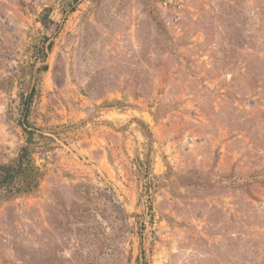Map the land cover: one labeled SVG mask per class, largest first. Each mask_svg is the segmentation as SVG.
<instances>
[{
  "label": "rangeland",
  "instance_id": "1",
  "mask_svg": "<svg viewBox=\"0 0 264 264\" xmlns=\"http://www.w3.org/2000/svg\"><path fill=\"white\" fill-rule=\"evenodd\" d=\"M0 264H264V0H0Z\"/></svg>",
  "mask_w": 264,
  "mask_h": 264
},
{
  "label": "trees",
  "instance_id": "2",
  "mask_svg": "<svg viewBox=\"0 0 264 264\" xmlns=\"http://www.w3.org/2000/svg\"><path fill=\"white\" fill-rule=\"evenodd\" d=\"M29 134L31 135V134H32V132H29ZM29 140H30V138H29Z\"/></svg>",
  "mask_w": 264,
  "mask_h": 264
}]
</instances>
